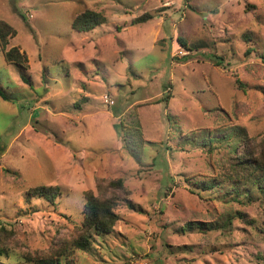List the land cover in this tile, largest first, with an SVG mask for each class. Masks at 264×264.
<instances>
[{"label": "rangeland", "instance_id": "374dc122", "mask_svg": "<svg viewBox=\"0 0 264 264\" xmlns=\"http://www.w3.org/2000/svg\"><path fill=\"white\" fill-rule=\"evenodd\" d=\"M86 10L105 23L74 31ZM0 21L27 58L0 50V264L62 251L116 180L111 233L61 264H264V172L243 164L264 156V0H0Z\"/></svg>", "mask_w": 264, "mask_h": 264}, {"label": "trees", "instance_id": "16d2710c", "mask_svg": "<svg viewBox=\"0 0 264 264\" xmlns=\"http://www.w3.org/2000/svg\"><path fill=\"white\" fill-rule=\"evenodd\" d=\"M152 16L144 14L133 21L134 25L143 24L151 20ZM105 23V18L97 12L86 10L76 16L72 22V29L76 32H89ZM15 36V31L5 22L0 21V50L3 54V59L6 64L15 65L19 68H26L27 58L25 54L19 52L16 47H12L6 50L8 45V39ZM216 66H219V62H215ZM24 83H28L27 79L22 77ZM235 85L237 89L244 91V85L235 77ZM167 89V87L165 88ZM0 98L7 101V98L0 90ZM169 95H164L157 103L163 102L167 106ZM114 117H118L116 111H112ZM122 126L114 124L113 129L118 135V127ZM139 123L136 122L132 128L131 136L134 132L139 136V142H142L141 132L139 131ZM123 147L129 150V145L126 141V137L122 139ZM141 146V145H140ZM260 156V155H259ZM243 164L252 166L259 172H264V156H256L252 161L245 160ZM106 187L109 189L110 196H95L92 192L88 191L84 194L85 204L83 211V221L81 223L79 235L75 240H72L70 244L60 252H52L50 256L46 257H26V261L33 264H61V259L68 257L76 251H87L91 247V234L101 237L111 233L112 228L118 221V216L115 213L120 199V193L115 194L114 192L119 191L126 194L122 180H116L107 183ZM30 193L34 196L43 198L47 202H53L56 198L57 191L55 188L50 187H36L30 190ZM0 231H4L3 226L0 225ZM67 260V259H66ZM71 262V261H69ZM264 262V261H263Z\"/></svg>", "mask_w": 264, "mask_h": 264}]
</instances>
